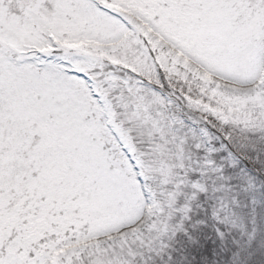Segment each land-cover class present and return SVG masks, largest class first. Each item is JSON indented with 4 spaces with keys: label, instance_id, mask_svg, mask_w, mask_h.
<instances>
[{
    "label": "snow or ice",
    "instance_id": "snow-or-ice-1",
    "mask_svg": "<svg viewBox=\"0 0 264 264\" xmlns=\"http://www.w3.org/2000/svg\"><path fill=\"white\" fill-rule=\"evenodd\" d=\"M264 0H0V264H264Z\"/></svg>",
    "mask_w": 264,
    "mask_h": 264
},
{
    "label": "trees",
    "instance_id": "trees-1",
    "mask_svg": "<svg viewBox=\"0 0 264 264\" xmlns=\"http://www.w3.org/2000/svg\"><path fill=\"white\" fill-rule=\"evenodd\" d=\"M225 253L224 247L221 245L217 247L215 242H213V253H212V264H218V259L221 254Z\"/></svg>",
    "mask_w": 264,
    "mask_h": 264
},
{
    "label": "rangeland",
    "instance_id": "rangeland-1",
    "mask_svg": "<svg viewBox=\"0 0 264 264\" xmlns=\"http://www.w3.org/2000/svg\"><path fill=\"white\" fill-rule=\"evenodd\" d=\"M261 228H262L261 238L264 239V222L261 223Z\"/></svg>",
    "mask_w": 264,
    "mask_h": 264
}]
</instances>
